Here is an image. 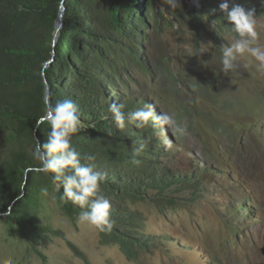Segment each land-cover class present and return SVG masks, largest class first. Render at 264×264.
I'll return each instance as SVG.
<instances>
[{"label": "rangeland", "instance_id": "obj_1", "mask_svg": "<svg viewBox=\"0 0 264 264\" xmlns=\"http://www.w3.org/2000/svg\"><path fill=\"white\" fill-rule=\"evenodd\" d=\"M167 11L158 7L164 19L144 42L150 72L135 62L129 66L131 94L188 130L165 134L152 121L161 146L158 165L186 184L127 203L141 219L136 236L148 237L151 246L129 259L120 245L103 243L101 231L64 213L60 188L52 184L43 187L47 194L41 192L25 233L0 218V264H264V70L244 56L224 72L220 46L233 41L230 26L218 25L217 34L198 12L181 13L184 23ZM256 18L264 45V14ZM5 141L0 159L12 149Z\"/></svg>", "mask_w": 264, "mask_h": 264}, {"label": "trees", "instance_id": "obj_2", "mask_svg": "<svg viewBox=\"0 0 264 264\" xmlns=\"http://www.w3.org/2000/svg\"><path fill=\"white\" fill-rule=\"evenodd\" d=\"M223 2L187 0L182 2V10L198 12L204 19L216 21L217 27L228 28L219 10ZM227 2L230 8L238 5L254 10L255 16L264 14V0ZM159 3L181 22H188L182 7L172 10L166 0H0V139L12 146L0 159V218L6 216L21 233L32 222L31 211L40 200L41 189L57 184L53 173L37 171L39 162L28 150L36 141L42 146L47 143L50 123L37 126L45 115L47 93L52 104L71 99L78 106L82 128L72 135V146L81 153L82 163H92L102 175L100 192L112 204L113 227L110 232L101 231L103 243L120 245L129 259L138 249L151 246L147 239L136 236L141 219L126 204L146 201L151 191L166 193L186 184L184 177H169L158 165L161 146L154 141L150 123L140 130L127 120L129 113L144 105L130 92L129 66L145 64L141 50L147 33L163 19L158 14ZM61 7L63 25L54 45ZM145 69L149 71L146 65ZM112 104L124 105L123 129L115 124ZM89 154L95 159L84 161L83 156ZM196 177L191 181L197 187ZM58 195L64 213L78 217L82 209L63 198L62 185ZM67 242L88 262L75 244Z\"/></svg>", "mask_w": 264, "mask_h": 264}, {"label": "clouds", "instance_id": "obj_3", "mask_svg": "<svg viewBox=\"0 0 264 264\" xmlns=\"http://www.w3.org/2000/svg\"><path fill=\"white\" fill-rule=\"evenodd\" d=\"M166 1L172 10L182 7L180 0ZM159 6L167 8L159 3L157 4V9ZM167 10L170 13L171 10L168 8ZM219 10L224 13V20L230 25L231 32L235 34L230 44L220 46L223 71L227 73L234 70L237 67L238 60L244 56L253 58L257 69L264 70V45L258 42L259 32L257 29L259 19L256 18L254 10L246 11L238 5L230 8L227 0L219 5ZM181 13L189 12L181 10ZM158 14L160 13L158 12ZM172 17L178 20L175 16L172 15ZM210 30L218 31L216 21L211 22ZM141 51L143 52L144 49ZM145 65L148 67L146 61L144 65L140 66L146 70ZM146 72H150V70H146ZM43 100L46 111L45 115L38 121L37 126L39 123L49 122L51 131L47 135L46 144L42 146L38 141L35 142L33 156L39 162L37 171L54 174L52 179L57 182V188H60L61 185L63 186V198L79 205L82 209L78 217L80 222L93 226L99 231L110 232L113 227L110 220L112 204L100 192V182L103 177L99 172L95 171L92 163L81 162V153L71 143L72 135L82 128L78 106L71 99L52 104L47 93L44 95ZM140 100L144 104L141 105L143 108L131 112L127 116L128 122H134L135 127L142 130L141 128L148 125V123H150V128L155 123L160 126L165 134L168 130H172L181 136L188 134L186 125L178 122L172 115L167 112H159L157 114L153 105L146 104L143 99ZM123 107V104H112L110 106L115 124L121 129L125 127L126 121L125 113L122 111ZM153 129L156 136V129L154 127ZM155 136H153L154 140ZM171 144L172 141L168 140L167 145L170 147ZM94 159L95 157L90 154L83 156L84 161H93ZM47 191V188L41 189L42 194L46 195ZM126 207H128L127 204ZM143 239L148 240V237ZM8 264H11V262L9 261Z\"/></svg>", "mask_w": 264, "mask_h": 264}, {"label": "water", "instance_id": "obj_4", "mask_svg": "<svg viewBox=\"0 0 264 264\" xmlns=\"http://www.w3.org/2000/svg\"><path fill=\"white\" fill-rule=\"evenodd\" d=\"M63 12H64V8L61 7L60 11H59V15L56 19L55 27H54V31H53V44L54 45L56 44V42L58 40V36H59L60 30H61L62 25H63Z\"/></svg>", "mask_w": 264, "mask_h": 264}]
</instances>
